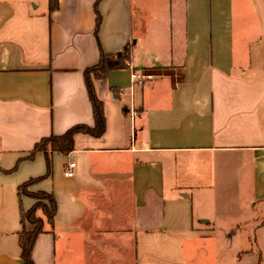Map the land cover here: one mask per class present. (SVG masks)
I'll return each instance as SVG.
<instances>
[{
  "label": "crops",
  "instance_id": "0c3cea01",
  "mask_svg": "<svg viewBox=\"0 0 264 264\" xmlns=\"http://www.w3.org/2000/svg\"><path fill=\"white\" fill-rule=\"evenodd\" d=\"M101 50L126 68L92 75L104 134L30 188L57 205L33 263L264 264V0H0V264H24L18 189L47 172L26 158L95 126Z\"/></svg>",
  "mask_w": 264,
  "mask_h": 264
},
{
  "label": "trees",
  "instance_id": "16d2710c",
  "mask_svg": "<svg viewBox=\"0 0 264 264\" xmlns=\"http://www.w3.org/2000/svg\"><path fill=\"white\" fill-rule=\"evenodd\" d=\"M58 3L51 6V10L57 9ZM96 29L95 33L98 36V32L101 26V16L98 12V3L96 4ZM128 53L122 54H106L101 50L100 60L98 64L86 69L85 80L89 93V98L93 108V114L95 118V126L88 127L86 125H77L67 131L61 136L52 135L47 138L41 139L37 143L31 152L30 156L26 159H32L36 153L44 152L47 154V172L44 176L31 179L30 181L21 185L18 189L19 198L23 195L29 196L34 199L36 203L28 210H24L21 205V224L22 231L19 233V243L22 249L21 258L24 264H34L32 260V252L35 241L39 234L45 231V223L41 216L38 215L39 211H42L50 224L54 223V218L57 210V205L54 197L46 192H31L29 189L51 176L53 171V162L48 155V152H56L67 155L74 150V136L78 133H86L96 137H100L104 134L106 128L105 116L103 111V103L98 99L95 88L92 81V75L96 78H100L103 74L110 70L124 69L126 68V61L128 60ZM127 110L125 109V113Z\"/></svg>",
  "mask_w": 264,
  "mask_h": 264
},
{
  "label": "built area",
  "instance_id": "2783aa9c",
  "mask_svg": "<svg viewBox=\"0 0 264 264\" xmlns=\"http://www.w3.org/2000/svg\"><path fill=\"white\" fill-rule=\"evenodd\" d=\"M151 76L150 75H143V74H138L136 71L132 73V83L133 86H142L144 82L149 79ZM75 168L76 164L75 163H69L68 166L65 169V176L68 178H72L75 175Z\"/></svg>",
  "mask_w": 264,
  "mask_h": 264
},
{
  "label": "rangeland",
  "instance_id": "374dc122",
  "mask_svg": "<svg viewBox=\"0 0 264 264\" xmlns=\"http://www.w3.org/2000/svg\"><path fill=\"white\" fill-rule=\"evenodd\" d=\"M30 190V189H29Z\"/></svg>",
  "mask_w": 264,
  "mask_h": 264
}]
</instances>
